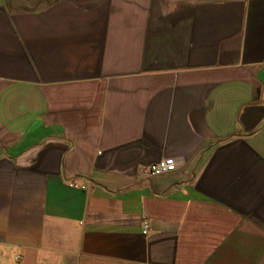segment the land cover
I'll use <instances>...</instances> for the list:
<instances>
[{
    "label": "crops",
    "instance_id": "0c3cea01",
    "mask_svg": "<svg viewBox=\"0 0 264 264\" xmlns=\"http://www.w3.org/2000/svg\"><path fill=\"white\" fill-rule=\"evenodd\" d=\"M0 264H264V0H0Z\"/></svg>",
    "mask_w": 264,
    "mask_h": 264
},
{
    "label": "built area",
    "instance_id": "2783aa9c",
    "mask_svg": "<svg viewBox=\"0 0 264 264\" xmlns=\"http://www.w3.org/2000/svg\"><path fill=\"white\" fill-rule=\"evenodd\" d=\"M176 161L173 158H164L159 160L156 163H153L147 167H144L141 170V176L145 177H156V176H162L166 174H171L176 171ZM70 188H76V185L74 182L69 183ZM81 189H84V187H81ZM150 231V222L148 219L143 218L141 221V233L143 236H147Z\"/></svg>",
    "mask_w": 264,
    "mask_h": 264
}]
</instances>
